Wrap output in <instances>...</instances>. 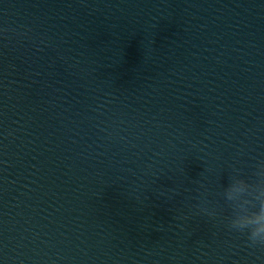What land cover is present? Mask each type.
I'll return each instance as SVG.
<instances>
[{
  "label": "water",
  "instance_id": "water-1",
  "mask_svg": "<svg viewBox=\"0 0 264 264\" xmlns=\"http://www.w3.org/2000/svg\"><path fill=\"white\" fill-rule=\"evenodd\" d=\"M261 184L264 0H0V264H264Z\"/></svg>",
  "mask_w": 264,
  "mask_h": 264
},
{
  "label": "clouds",
  "instance_id": "clouds-1",
  "mask_svg": "<svg viewBox=\"0 0 264 264\" xmlns=\"http://www.w3.org/2000/svg\"><path fill=\"white\" fill-rule=\"evenodd\" d=\"M256 195L260 201V207L255 213V226L247 232V239L250 247L264 249V184L257 186ZM243 223L242 220H235L231 227L238 229Z\"/></svg>",
  "mask_w": 264,
  "mask_h": 264
}]
</instances>
